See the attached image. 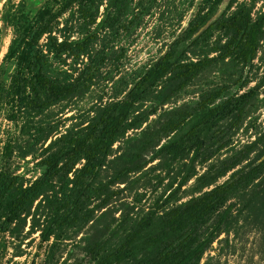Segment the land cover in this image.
Returning a JSON list of instances; mask_svg holds the SVG:
<instances>
[{"label":"rangeland","instance_id":"374dc122","mask_svg":"<svg viewBox=\"0 0 264 264\" xmlns=\"http://www.w3.org/2000/svg\"><path fill=\"white\" fill-rule=\"evenodd\" d=\"M46 8L55 22L37 44L43 74L84 84L35 112L27 103L36 94L48 101L46 93L25 89L18 98L15 76L30 75L6 55L23 47L19 21L35 31ZM245 15L262 25L249 61L230 26ZM190 26L196 32L185 38L176 71L135 104L117 141L96 154L89 180L79 175L84 160L70 157L9 225L0 211V264H152L166 246L131 255L132 243L220 186L230 192L198 227V236L213 239L195 264H264V0H0V179L9 203L24 196L48 158L97 124ZM199 62L206 65L185 82L182 73ZM203 105L223 112L192 133L191 118Z\"/></svg>","mask_w":264,"mask_h":264},{"label":"trees","instance_id":"16d2710c","mask_svg":"<svg viewBox=\"0 0 264 264\" xmlns=\"http://www.w3.org/2000/svg\"><path fill=\"white\" fill-rule=\"evenodd\" d=\"M77 1V0H75ZM86 2L90 0H78ZM121 0H110V4H119ZM214 5L221 4L224 0H213ZM108 14L104 15L97 23L96 31L103 28L107 22ZM20 20V19H19ZM19 21V26L23 28V47L18 53L16 47H11L6 58L17 59L18 64L26 69L30 79L16 75L14 78L15 94L18 98H23L24 90L30 89L33 93L43 91L46 93L48 101H42L39 94H36V100H32L27 105L35 112L45 110L53 102L68 98L83 87L84 81L80 78L68 85L58 84L43 74L40 62V54L37 44L40 37L50 33L51 25L55 22V17L49 9L39 12L36 30L28 28L27 19ZM25 26V27H24ZM231 28L235 29L240 36L239 50L244 61H249L257 52L260 37L262 34V25L252 23L249 15L237 18L230 23ZM32 32V33H31ZM196 31L191 26L184 31L178 41H174L166 54L151 63L144 72L143 77L133 85L125 94L124 98L109 107L102 114L99 122L89 126L83 135L71 141L66 147L62 148L47 160V169L43 177L36 181L24 194L16 198L12 196L9 203L4 180L0 179V211L5 212V225H9L19 213L23 203L32 200L40 195L42 189L51 182L52 178L58 174L62 167V162L68 158H75V162L84 160V165L79 171L80 177L84 181L89 180L94 175L96 168V154H100L109 149L119 138L123 126L128 121L137 104L143 95L153 87L161 78L176 71L178 63L183 53L185 38L189 37ZM31 35V36H30ZM29 36V37H27ZM204 62L193 64L182 73L185 82L191 81L205 66ZM24 82V85L21 84ZM223 109H209L203 105L202 109L192 116L191 132L200 131L211 124L218 118V114ZM169 151L177 154V148L174 146L167 147ZM1 178V176H0ZM253 177H250L251 180ZM203 185L209 186L212 180L203 181ZM230 190L224 186L217 187L203 196L190 201L185 207L169 212L161 217L157 222L150 226L144 240L134 245L132 243L131 255L138 254L142 251L155 248L160 249L166 246L163 251L166 252L152 264H195L202 257L204 251L213 239V233L204 237L198 236V227L211 218L226 202ZM184 237V238H183ZM44 240H48L45 237ZM175 244V245H174ZM172 246H174L172 248ZM130 247L126 250H130ZM170 248V250H168Z\"/></svg>","mask_w":264,"mask_h":264}]
</instances>
